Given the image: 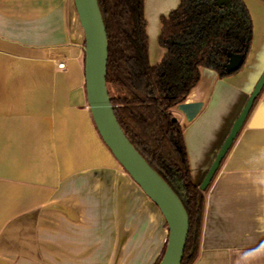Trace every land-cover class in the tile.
<instances>
[{"label":"crops","instance_id":"obj_1","mask_svg":"<svg viewBox=\"0 0 264 264\" xmlns=\"http://www.w3.org/2000/svg\"><path fill=\"white\" fill-rule=\"evenodd\" d=\"M179 2L144 0L152 65L165 53L160 17ZM243 2V65L224 77L200 68L186 101L201 110L190 122L172 110L197 185L264 69V0ZM82 41L72 0H0V264H115L127 252L153 264L165 242L159 210L123 212L117 198L127 175L91 118ZM191 264H264V88L205 190Z\"/></svg>","mask_w":264,"mask_h":264},{"label":"trees","instance_id":"obj_2","mask_svg":"<svg viewBox=\"0 0 264 264\" xmlns=\"http://www.w3.org/2000/svg\"><path fill=\"white\" fill-rule=\"evenodd\" d=\"M97 3L107 36L105 79L115 117L134 148L177 191L189 220L181 264H191L198 250L206 189L191 178L183 127L172 121V109L195 86L200 68L213 70L218 77L235 73L238 69H225L230 52L243 55L244 63L252 39L251 16L243 0H229L228 5L180 0L160 17L157 42L165 53L152 65L144 0ZM165 244L166 240L153 264L159 262Z\"/></svg>","mask_w":264,"mask_h":264},{"label":"water","instance_id":"obj_3","mask_svg":"<svg viewBox=\"0 0 264 264\" xmlns=\"http://www.w3.org/2000/svg\"><path fill=\"white\" fill-rule=\"evenodd\" d=\"M213 1L217 5H228L229 3V0ZM72 3L83 35L85 94L93 123L113 157L131 180L154 203L164 218L167 226V239L164 252L157 264H181L189 231L186 210L177 191L134 148L115 117L105 79L108 55L107 36L97 0H72ZM243 60V55L230 52L225 69L236 71L243 64ZM263 86L264 69L198 185L201 190L206 189L212 180ZM202 105V101L190 102L185 99L173 109L181 113L186 122H190L199 113ZM176 120L178 119L173 114L172 121ZM176 186L182 188L178 181Z\"/></svg>","mask_w":264,"mask_h":264},{"label":"rangeland","instance_id":"obj_4","mask_svg":"<svg viewBox=\"0 0 264 264\" xmlns=\"http://www.w3.org/2000/svg\"><path fill=\"white\" fill-rule=\"evenodd\" d=\"M118 170L120 171V173L122 171L125 172L119 163H118ZM124 175H127L126 172ZM116 185H117V198L121 200L123 212L124 210H128V213L130 211L138 212L144 216L156 215V219H157V214L160 213V211H158L157 213L158 208L154 206L151 200H148V197L141 191V189L137 186V184H135L128 175L127 176L119 175L117 177ZM122 216L124 217L123 214ZM166 238H167V226H166ZM159 250L160 247L158 248V251ZM144 254H140V252L138 254H136L135 252L133 253L127 252L125 254H121V256L117 255L118 257L115 261V264H117L118 262H122V264H146L145 261L147 260L149 261L154 256L151 253L149 254L146 253V255Z\"/></svg>","mask_w":264,"mask_h":264},{"label":"built area","instance_id":"obj_5","mask_svg":"<svg viewBox=\"0 0 264 264\" xmlns=\"http://www.w3.org/2000/svg\"><path fill=\"white\" fill-rule=\"evenodd\" d=\"M58 66L59 67H63L64 66V63H59Z\"/></svg>","mask_w":264,"mask_h":264},{"label":"flooded vegetation","instance_id":"obj_6","mask_svg":"<svg viewBox=\"0 0 264 264\" xmlns=\"http://www.w3.org/2000/svg\"><path fill=\"white\" fill-rule=\"evenodd\" d=\"M177 187H178V186H177ZM165 225H166V223H165ZM165 240H166V239H165ZM163 245H164V244H163ZM161 250H162V249H161ZM160 252H161V251H160ZM160 252H159V254H160ZM159 254H158V255H159ZM158 255H157V256H158Z\"/></svg>","mask_w":264,"mask_h":264}]
</instances>
